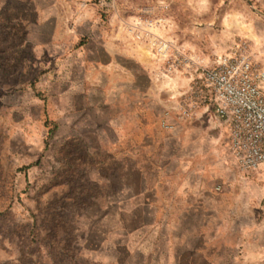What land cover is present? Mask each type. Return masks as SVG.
Wrapping results in <instances>:
<instances>
[{
    "label": "rangeland",
    "instance_id": "obj_1",
    "mask_svg": "<svg viewBox=\"0 0 264 264\" xmlns=\"http://www.w3.org/2000/svg\"><path fill=\"white\" fill-rule=\"evenodd\" d=\"M224 57L264 71V0H0V264H198L192 203L241 172L195 93Z\"/></svg>",
    "mask_w": 264,
    "mask_h": 264
},
{
    "label": "crops",
    "instance_id": "obj_2",
    "mask_svg": "<svg viewBox=\"0 0 264 264\" xmlns=\"http://www.w3.org/2000/svg\"><path fill=\"white\" fill-rule=\"evenodd\" d=\"M128 56H124L127 62ZM130 59V58H129ZM143 64L141 58H135ZM115 79L121 76L116 70ZM125 90L131 72L124 70ZM253 174L238 170L226 176L225 192L195 200L198 227L188 231V252L198 264H264V168ZM192 217V216H191Z\"/></svg>",
    "mask_w": 264,
    "mask_h": 264
},
{
    "label": "built area",
    "instance_id": "obj_3",
    "mask_svg": "<svg viewBox=\"0 0 264 264\" xmlns=\"http://www.w3.org/2000/svg\"><path fill=\"white\" fill-rule=\"evenodd\" d=\"M198 81L197 98L226 127L240 171L264 168V71L249 60L224 57L201 68Z\"/></svg>",
    "mask_w": 264,
    "mask_h": 264
},
{
    "label": "bare ground",
    "instance_id": "obj_4",
    "mask_svg": "<svg viewBox=\"0 0 264 264\" xmlns=\"http://www.w3.org/2000/svg\"><path fill=\"white\" fill-rule=\"evenodd\" d=\"M135 24L137 26L140 25L139 22H136ZM159 24L160 26H158ZM159 24L156 25L155 23L147 26L146 30L150 32V34L153 36V39L149 46L139 49V53L143 57V60L147 63H151L152 65H154V61L157 59V54L164 56L166 54L167 48L173 42L171 38L164 37V28L166 23L164 21H159ZM238 26L242 27V29L245 28L241 23H239ZM155 82L160 88L168 90L172 99L181 95V92L177 86V78L172 77L170 73L158 72L155 76Z\"/></svg>",
    "mask_w": 264,
    "mask_h": 264
}]
</instances>
